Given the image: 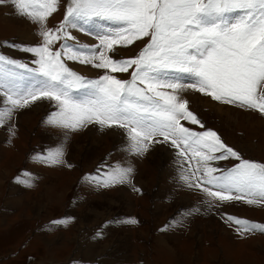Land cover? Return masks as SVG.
<instances>
[{
  "label": "rangeland",
  "instance_id": "obj_1",
  "mask_svg": "<svg viewBox=\"0 0 264 264\" xmlns=\"http://www.w3.org/2000/svg\"><path fill=\"white\" fill-rule=\"evenodd\" d=\"M68 2L59 0L46 28L60 26ZM94 21L95 27L77 21V27H67L74 39L58 40L50 47L57 51L66 43L78 50L92 49L100 45V35L120 27L99 18ZM38 30L17 14L13 4H0V52L35 68L32 53L10 45L41 44ZM149 42L147 36L131 45H117L107 55L115 60L135 58ZM62 59L86 80L111 74L127 81L134 70L133 66L128 72L109 73L92 63ZM172 77L185 85L175 94L203 125L182 119L184 127L212 130L242 159L264 164V115L187 87L193 78L186 74L169 73ZM56 110L54 103L37 101L15 111L0 126V264H264V233L238 232L228 220L232 216L264 225V203L221 202L202 191L211 186L188 187L181 176L191 180L198 158L189 155L185 160L170 140L150 144L143 155H131L121 150L127 142L123 129L89 123L72 131L45 123ZM154 139L163 141L159 136ZM57 148L63 152L62 162H43ZM117 163L132 168L129 182L109 187L89 182V175L100 176ZM205 163L217 169L213 175H220L239 161L229 157ZM17 177L30 186L17 183ZM191 182L198 183L199 177ZM128 218L137 223L118 222ZM61 220L67 223H53ZM98 231L103 235L93 239Z\"/></svg>",
  "mask_w": 264,
  "mask_h": 264
},
{
  "label": "snow or ice",
  "instance_id": "obj_2",
  "mask_svg": "<svg viewBox=\"0 0 264 264\" xmlns=\"http://www.w3.org/2000/svg\"><path fill=\"white\" fill-rule=\"evenodd\" d=\"M3 3L13 4L18 15L38 26L42 43L10 45L32 53L35 68L0 52V126L15 111L47 100L57 108L45 118L47 124L72 131L89 123L102 129L119 127L127 141L121 150L131 155H143L150 144L170 140L185 160L189 155L198 158L191 180L198 176L199 182L193 184L188 175L181 176L188 187L211 186L202 191L221 202L264 203V164L242 159L212 130L195 132L184 127L182 119L192 124L200 121L175 94L185 87L180 78H169L172 72L186 74L193 78L187 87L264 115V88L258 89L264 83V0H69L64 21L54 30L46 28L45 22L57 10L59 0H0ZM94 18L120 27L100 35L95 48L78 50L65 43L52 50L54 42L74 39L67 27H77V21L95 27ZM147 36L150 42L135 58L115 60L107 55L115 52L114 46L131 45ZM62 57L92 63L109 73L128 72L133 66L134 70L127 81L111 74L86 80L71 71ZM158 136L163 141L154 139ZM62 156L57 148L42 160L56 165ZM229 157L239 163L220 175H213L217 169L205 163ZM110 168L100 176L89 175V182L101 187L129 182L131 167L117 163ZM16 182L30 186L19 177ZM228 220L237 225L238 232L264 233V225L232 216ZM118 222L137 223L134 218ZM102 235L98 231L93 239Z\"/></svg>",
  "mask_w": 264,
  "mask_h": 264
},
{
  "label": "bare ground",
  "instance_id": "obj_3",
  "mask_svg": "<svg viewBox=\"0 0 264 264\" xmlns=\"http://www.w3.org/2000/svg\"><path fill=\"white\" fill-rule=\"evenodd\" d=\"M86 71V70H85Z\"/></svg>",
  "mask_w": 264,
  "mask_h": 264
}]
</instances>
